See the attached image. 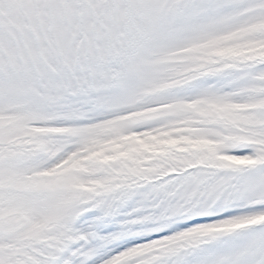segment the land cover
<instances>
[{
  "label": "snow or ice",
  "instance_id": "1",
  "mask_svg": "<svg viewBox=\"0 0 264 264\" xmlns=\"http://www.w3.org/2000/svg\"><path fill=\"white\" fill-rule=\"evenodd\" d=\"M0 264H264V0H0Z\"/></svg>",
  "mask_w": 264,
  "mask_h": 264
}]
</instances>
